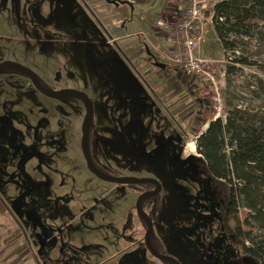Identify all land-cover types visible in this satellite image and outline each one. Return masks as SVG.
I'll return each instance as SVG.
<instances>
[{
  "label": "rangeland",
  "instance_id": "rangeland-1",
  "mask_svg": "<svg viewBox=\"0 0 264 264\" xmlns=\"http://www.w3.org/2000/svg\"><path fill=\"white\" fill-rule=\"evenodd\" d=\"M122 1L128 6L118 8L120 21H116L118 16L113 15L98 18V0H0V63L20 64L50 91L85 94L93 106L91 132L113 167L122 164V153L107 136L113 123L132 151L155 153L156 174L129 158L124 176H154L161 185L158 200L162 211L155 219L159 225L156 233L170 241L157 248L158 252L177 264H255L242 254L221 220L224 202L203 170L205 163L191 158L197 153L196 138L206 131L209 121L202 123L195 102L189 103L183 119L180 109L173 106L185 108L181 101L195 94L198 81L181 74L179 79L186 82L176 87L168 88L170 83L164 86L160 78L152 84L141 71L145 56L136 58L135 48L128 44L143 39L137 33L152 30L166 0ZM222 1L206 0L207 9L212 13ZM253 15L242 27L247 36L237 34L243 31L229 36L233 50L225 49L218 40L213 21L195 40L196 57L209 61L218 82L216 92L205 87L204 93L210 94L204 97L205 106L223 123L230 117L237 129L256 127L264 118V8L256 9ZM161 65L173 74V65ZM18 75L0 69V264H117L121 254L126 259L118 264H168L136 246L125 248L115 241L119 235L114 227L127 219L136 199L134 191L122 198H108L101 217L105 232L94 234L108 241L90 247L79 242L73 200L48 193L43 184L25 177L27 167L36 161L29 155L35 144L61 148L65 152H55V160L81 164L78 152L83 109L74 96L60 100L44 96L25 76ZM167 137L174 143L183 142L181 159L190 155V164L174 166L170 162L175 148ZM95 182L107 191L115 189L111 183ZM132 187L140 193L144 190L143 185ZM238 201L242 232L252 231L256 241L264 240L260 228L249 221V226L245 224L249 212L244 201ZM227 224L234 226L231 219ZM64 226L68 229L64 230L62 247L53 229ZM39 238L45 241L43 249Z\"/></svg>",
  "mask_w": 264,
  "mask_h": 264
},
{
  "label": "flooded vegetation",
  "instance_id": "flooded-vegetation-1",
  "mask_svg": "<svg viewBox=\"0 0 264 264\" xmlns=\"http://www.w3.org/2000/svg\"><path fill=\"white\" fill-rule=\"evenodd\" d=\"M102 2L116 9H118L119 7L128 6L127 3L122 0H102ZM143 53L147 60L148 67H150L151 69L163 70L166 71L167 73L170 72L168 69L165 70L166 69L165 66L161 65L162 62L171 64L168 58L170 56L169 52L166 58L163 59V61H161L162 59L160 60L149 47L144 48ZM6 67H10V66H5L2 68H6ZM19 70L21 71V74L19 73L20 75L18 76L22 78L26 77L31 83L32 88H34L44 96L54 97L59 100L66 99L67 97L70 96H74V99H77L76 102L80 103L83 109V117H82L80 133H79L80 139H79V152H78V158H80L81 164L76 165L70 162H66L65 160L64 161L55 160L54 159L55 152L62 153L65 151L62 150L61 148L56 149L54 145H50L49 143L42 145L35 144L34 148L30 147L29 155L35 158L36 161H34V163L30 164V166L27 167L28 174L25 175V177L31 179L32 182L43 184L46 187L48 193L50 192L59 193L60 195H62L61 198H63L64 200L66 197L70 198L68 199V201H70L71 199L73 200V202L76 204V208L74 211L78 220L77 231L79 233V239H80L79 242L90 247L108 241L105 239H99L98 238L99 236L94 235L105 232V230L102 229L103 221L101 217L103 213L107 210L108 198H116V197L122 198L124 195L127 194L133 195L134 192L137 193V195H134L136 199L133 205L129 209L127 219L123 220L120 224L114 227L115 233L119 235L115 241L117 242V244L119 243L123 244L122 246L125 248L129 246H136L140 252H144L147 255L156 258L158 260L166 261L168 262V264H177L172 258L166 255H162L157 250V248L161 247L164 242L170 241V239H166V238L163 239V236H161L162 237L161 238L156 233V230L159 229V225L155 223V219L157 218V215L162 211V205L158 200L159 192L161 190V185L159 184L158 180L154 176L137 177V178H128L124 176L125 163L126 166L128 167L129 158H132L134 161H137L139 163L145 164L152 171L153 175L156 174V169L153 164V162L157 160L155 153L152 150H143L140 152L132 151L130 147L124 142V137L119 131L116 124L113 123L107 131L108 134L107 136L115 140L116 147L118 148L117 152L122 153V160H120L122 163L121 167L119 165H115L113 167L111 165L112 161L109 160L106 151L102 149V145L98 143L99 140H95V136L91 132V126L93 124V119H92L93 106L89 98L85 94L75 90H61L57 92L50 91L40 86L38 81L34 78L39 88L43 90L42 92L34 86L32 81L28 78V76L23 72L22 69ZM204 88L205 87L203 85L197 84L195 90L197 91V89L198 90L201 89L202 94L198 91V93L195 92V94L193 95L190 94L189 96L186 97L182 96L185 99H183L181 103L185 104L186 107L182 108L180 107L182 105H178V106L173 105L175 107V110L180 109L178 113H182L181 111L186 109V112H188L187 109H189V103L191 104L195 102L199 110L198 117H200V119L202 120L201 113L204 112L205 109H207V106H205L206 103L204 98L207 94L204 93ZM67 91H74L75 93L74 92L69 93ZM47 93H54V94L48 95ZM200 101H202V104L200 103ZM173 103L174 102H172V104ZM89 105L91 109L87 124V130H85L87 133V144H86V152H85V148L82 142L85 132L83 126H84L85 117L87 115V111L89 110L88 107ZM104 106L108 108L106 104H104ZM180 117H184V116L181 114ZM94 126L96 127L95 124ZM184 133L186 134V132ZM166 140L169 142L170 146L175 148L174 154L169 158L170 162L174 166L188 165L191 162V158L201 159L205 163L203 158L198 153H194V155H192L191 158L190 155H186L185 159H181V157L185 153L183 142L181 144L174 143V141L170 137H167ZM48 145L50 150H47ZM142 154L148 155L149 163H146L145 161L138 159V156H141ZM39 157H41V159ZM49 157H52L51 161L49 160ZM114 162L119 163L118 160H114ZM205 168H206V164L203 167V170L206 173ZM105 178L115 179L116 181H106L104 180ZM142 178L154 179L157 183L149 182V183L128 184L124 182L127 179H142ZM95 181L111 183L115 187V189L113 191H107L101 188L100 186H97ZM134 185H143L144 186L143 192L140 193L136 189H132L133 188L132 186ZM155 190H158V192L141 198L139 200V204L137 205L140 195H142L145 192H153ZM146 200L149 201L146 202ZM146 203H149V206H146ZM138 206L140 207L141 211H139ZM238 210L239 207H236L235 210L233 211L234 214L230 212V214H227L226 216V213H223V210L221 209L222 211L221 220L225 225L226 229L231 234L237 232L235 228L237 227L239 228L240 223L239 220L237 219ZM230 219L234 222V226L232 228H229V226H227L228 225L227 223L229 222ZM149 221L151 223V228L147 238L148 243L154 254L158 256H155L153 253H151V251L147 248L146 245V233H147ZM136 228L139 230L140 233H138ZM67 229H68L67 226H64V229H61L60 227H55L53 229L55 235H57V240L59 241L60 245H62V247L65 246L64 243L65 240L63 239V237H65V231H67ZM62 230L63 231L65 230L64 233H62ZM234 239L236 243L240 245L242 252V246H241L242 244H240V241L237 240L235 236ZM44 246H45V241H44ZM39 247H40V243H39ZM125 259L126 256L124 254H121L119 257V261L123 263Z\"/></svg>",
  "mask_w": 264,
  "mask_h": 264
},
{
  "label": "trees",
  "instance_id": "trees-1",
  "mask_svg": "<svg viewBox=\"0 0 264 264\" xmlns=\"http://www.w3.org/2000/svg\"><path fill=\"white\" fill-rule=\"evenodd\" d=\"M263 8L264 0H224L215 5L214 31L225 49H234L229 36L243 31L246 19L253 18V12ZM237 34L247 36L244 31ZM201 116L203 124L209 123L206 131L196 138V149L205 161L206 174L224 202L223 213L226 216L230 212L234 214L240 199L249 212L245 224L249 226L252 222L264 232V118L258 120L256 127L237 129L230 117L225 123L214 119L210 108ZM235 229L237 232L233 236L242 244L243 255L255 264H264V240L256 241L250 233L252 231L242 232L241 225Z\"/></svg>",
  "mask_w": 264,
  "mask_h": 264
},
{
  "label": "built area",
  "instance_id": "built-area-1",
  "mask_svg": "<svg viewBox=\"0 0 264 264\" xmlns=\"http://www.w3.org/2000/svg\"><path fill=\"white\" fill-rule=\"evenodd\" d=\"M166 12L158 22L161 38L169 47V61L175 69L216 92L215 70L208 60L196 57L195 40L211 23L206 0H167Z\"/></svg>",
  "mask_w": 264,
  "mask_h": 264
},
{
  "label": "crops",
  "instance_id": "crops-1",
  "mask_svg": "<svg viewBox=\"0 0 264 264\" xmlns=\"http://www.w3.org/2000/svg\"><path fill=\"white\" fill-rule=\"evenodd\" d=\"M99 1V4H98V10H97V13L98 15V18L103 20L105 19L107 16H110V15H113V16H118L116 19V21H120L119 18H120V15H117V12H119L118 10L119 9H116V8H113V7H110L108 5H106L104 2H102V0H98ZM128 3H134L135 0H126ZM166 4H167V0L165 2V7H164V10L162 11L161 13V16L166 12ZM128 5V4H127ZM123 8V7H121ZM115 11V13H114ZM160 16V18H161ZM160 18H158L157 20H155L154 22H152V30H150V32H145V33H137V36L139 35H142L143 36V43L140 39L139 42H137L136 40H132L130 41L128 44H131L130 47H133L135 48V57L139 58V57H142L144 56V48L146 47H149L156 55L157 57L163 61L164 58H166V56L168 55V49L166 51V47L167 46L162 38H161V33H160V30H159V26H158V22L160 20ZM120 25V24H119ZM151 36V37H149ZM125 36H122V38H124ZM113 38H120V37H113ZM161 41L163 43H161ZM141 71L143 73L144 76H147V79L148 80H151L152 84H156L155 82H157V80L160 78L161 81H163L164 83V86H167V84H169L167 87L170 88V87H173L174 85L178 84L179 82H184V81H181L179 79V76L182 74V75H186L184 74L182 71L180 70H177L174 68V70L172 71L173 74L171 72L167 73L166 71H163V70H158L157 69V72H152L153 69H150V67H148V63H147V60L146 58H143V60H141ZM169 74V75H168ZM174 77H172V76ZM164 76H166L165 78H163ZM186 82V81H185ZM186 84V83H184ZM175 87V86H174ZM167 90H165V93H166ZM182 113H179L180 115L182 114L184 117H180L181 119L185 118V113H186V109L185 110H182L181 111Z\"/></svg>",
  "mask_w": 264,
  "mask_h": 264
},
{
  "label": "water",
  "instance_id": "water-1",
  "mask_svg": "<svg viewBox=\"0 0 264 264\" xmlns=\"http://www.w3.org/2000/svg\"><path fill=\"white\" fill-rule=\"evenodd\" d=\"M5 66H10V67H14V68H19V69H22L23 72L28 76V78L32 81V83L34 84V86L43 92V90H41L38 86V84L36 83L33 75L25 68L21 67L20 65L18 64H15V63H10V62H6V63H3V64H0V68L2 67H5ZM67 92H74V91H67ZM75 93V92H74ZM48 95H52L54 93H47ZM89 107V110L87 111V115L85 117V120H84V131L87 130V124H88V120H89V114H90V105L88 106ZM83 146L85 148V152H86V144H87V133L86 131L84 132V136H83ZM138 159L142 160V161H145L146 163H149V160H148V155H145V154H142L141 156H138ZM104 180L106 181H116L115 179H110V178H105ZM128 184H135V183H149V182H154V183H157L154 179H147V178H142V179H127L126 181H124ZM159 189V188H157ZM158 190H155L153 192H145L143 193L142 195H140L139 199H138V202H137V205L139 204V200L143 197H146L148 195H151V194H155L157 193ZM139 207V206H138ZM139 211L140 210V207H139ZM150 228H151V223L150 221L148 222V229H147V233H146V245H147V248L151 251V253L154 254V252L151 250L150 246H149V243H148V234H149V231H150ZM39 243H40V247L43 248L44 247V241H42V239H39ZM155 256H158L156 254H154Z\"/></svg>",
  "mask_w": 264,
  "mask_h": 264
},
{
  "label": "bare ground",
  "instance_id": "bare-ground-1",
  "mask_svg": "<svg viewBox=\"0 0 264 264\" xmlns=\"http://www.w3.org/2000/svg\"><path fill=\"white\" fill-rule=\"evenodd\" d=\"M2 69H5L6 70H9V71H12V72H18V74L20 73L21 74V71L17 68H13V67H6V68H2ZM3 71V70H2ZM191 150V149H190ZM189 151V150H188Z\"/></svg>",
  "mask_w": 264,
  "mask_h": 264
}]
</instances>
